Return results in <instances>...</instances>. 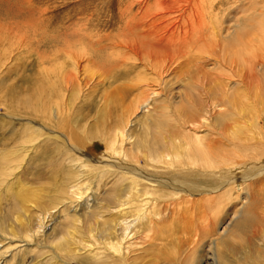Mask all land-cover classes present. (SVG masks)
<instances>
[{"label": "bare ground", "instance_id": "1", "mask_svg": "<svg viewBox=\"0 0 264 264\" xmlns=\"http://www.w3.org/2000/svg\"><path fill=\"white\" fill-rule=\"evenodd\" d=\"M129 1L120 10L115 40L110 39L99 49L88 46L79 38L70 41V46L79 45V52L85 48L80 58L79 54L72 58L70 68L71 47L67 48L65 42L63 47L57 48L64 52L63 56L54 57L52 64L55 68L48 70L51 73H46V77L38 81V96L32 102L36 112H32L42 115L40 111L45 109L46 103L66 91L61 95L66 99L61 98L50 109L52 119L59 123L71 109V100L81 99L90 87L102 82L105 78L102 80L101 75L107 72L104 68H112L113 62L116 63L114 67L124 66L131 72L138 67L137 80L132 82L130 90L135 87L140 94L125 102L118 88L104 92L106 96L92 124L95 129L79 130L74 137L75 143H71L73 137L70 135L43 123L44 118L36 121L34 131L29 132L34 133L35 142L61 138L68 149L72 172L66 178L67 183L58 190L55 202L62 205L55 213L32 215L27 206H30L29 202H36L35 194L40 191H34L30 197L26 196V190L21 194L24 204L20 208V228L26 225L21 233L27 239L21 237L13 241L9 238L7 247L13 245L12 250L24 251L22 242L27 247L30 242L36 244L39 237L47 236L58 228L57 225L70 222L74 226L72 233L69 228L65 229L77 250L76 256L90 253L93 259L99 260L103 256L119 255L117 258L127 264L136 244L133 234L137 236L141 231L154 230L164 220L169 202L195 203V206L204 202L208 211H214L212 218L216 219L224 205L240 197L239 191H243L242 206L233 210L234 214L239 213V219L233 220L232 226L241 227L239 229L246 234V243L258 240L264 248V8L253 12L255 14L249 18L246 16L247 19L240 22L234 32L229 29V34L220 38L222 34L219 35V30L214 27L217 38L203 40L201 34L206 33L208 18L218 14L222 5H233L231 8L239 13L240 10L253 9V5L256 9L255 4L259 2L254 0L248 7L243 5L240 8L236 5L238 0ZM260 2L264 3V0ZM193 47L196 51L191 53ZM107 51L111 55L105 57ZM77 57L79 59L75 60ZM89 68L98 74L92 75ZM233 76L235 79H231ZM253 83L259 85L254 88L256 92L250 93L243 88ZM173 84L179 86L176 91L180 101L163 108V99L172 92ZM236 85H242L245 100L236 103L237 109L227 103V100L231 101L228 97ZM257 97H261L259 101ZM29 104L20 105L25 107L21 110L23 113L29 110ZM255 109L257 113L253 112ZM230 114L232 123L227 124ZM168 120L173 123L170 127ZM30 121L25 128L31 127ZM71 126L76 130L73 119ZM160 127L162 130L159 131ZM96 138L105 148L98 156L92 153ZM139 154L145 166L140 165ZM70 162L75 164L70 165ZM248 165L253 166L249 171ZM223 169L239 170L243 175H234L232 180L223 183L218 181ZM163 170L203 179L212 177L213 180H176L165 176ZM89 174L93 175L92 182L87 180ZM90 175L88 178H92ZM108 177H117L115 186L119 183L120 192H114L111 202L99 203L96 196L100 184ZM22 189L23 186L20 191ZM136 210L140 212L135 213ZM91 219L93 221L89 222ZM212 220L208 219L204 227L211 225ZM81 221L80 227L74 224ZM140 227L143 230L139 231ZM77 232L85 236L74 235ZM12 250L6 249L4 253ZM102 250L109 253L102 254ZM225 251L234 253L231 246ZM252 252L246 249L240 258L237 256L238 261L246 263ZM7 256L0 257V264ZM230 257L226 260L229 263L235 260Z\"/></svg>", "mask_w": 264, "mask_h": 264}, {"label": "rangeland", "instance_id": "2", "mask_svg": "<svg viewBox=\"0 0 264 264\" xmlns=\"http://www.w3.org/2000/svg\"><path fill=\"white\" fill-rule=\"evenodd\" d=\"M238 1L236 5H240L241 8L243 5V7H248L249 3L252 4L254 0ZM256 1L259 2L255 4L256 9H254L253 5V9L248 8L245 11L240 10L239 13H237V10L231 8L233 5L225 3L222 5L221 10H217L220 11L219 13L216 11L218 14H215V16L209 17L207 15L209 18L206 17L208 18L207 29H205L206 33L202 32L201 38L203 40H207L208 38L216 39L217 36L214 27L217 31L219 30V35L222 34L220 38L224 35H228L230 31L234 32L240 22H243L247 17L249 18V16L264 8V3L260 2V0ZM128 2L130 1L0 0V246L6 243L3 247H0V257L8 254L1 264H62L60 260H64L69 264H124L123 260L117 258L119 255H113L112 257L103 256L99 260L93 259V255L90 253L76 256L77 250H75L72 245L73 241L71 239L69 240L65 229L69 228L72 233L74 226L70 222L64 223L63 226L57 225L58 228L47 236L39 237L36 244L30 242V246L27 247V245L22 242L21 245L24 246L21 247V249L24 251H20V249L12 250L11 247H13V245L9 248L7 246H9V238L13 241L20 240L21 237L25 238L21 231L26 225L24 224L23 227L20 228V208L24 204L23 199H21V194L25 190L26 196H29V194H32L36 190L41 192L35 194V196H37L35 203L29 202V207L27 204L25 205L27 209L31 211L32 215L39 213H44L45 215L48 213H55L62 205L60 203L56 204L57 201L55 202L59 193L58 190L67 183L66 178L68 174L72 172L68 164V149L63 141H61V138L60 140H52L49 138L45 140L41 139L35 142L34 133L29 132L36 127V121H39L41 117L44 118L43 123H47L49 127L70 135L73 137L71 143H75L74 137H76L80 131L89 128V130L95 129L92 124L102 106L107 90L118 88V91L121 94L123 93L122 95H124L125 102H128L133 97L139 96L140 94V90L135 87L132 88L133 91L130 90V87L137 80L135 75L138 67L131 72L129 70L130 68L128 69L124 66H118V68L116 66L114 67L116 63L113 62L112 68L111 66L104 68L107 72L101 75L102 80L105 78L102 82L90 87L81 99H75V102L71 100V109L59 123L52 119L53 117L50 109L56 102H59L61 98L66 99L65 95L61 96L64 93L66 94V91H62L57 98L48 101L45 109L40 111L41 114L43 113L42 115L37 116V114L35 115V113L32 112V110H36L33 109L32 102H34L35 97L38 96V81L41 77L45 78L46 73H51L49 72L50 69L55 68V65L52 64L53 58L63 56L64 52L62 53V51L57 48L63 47L65 42L67 48L71 47V50L69 49L71 60L68 59V68H70L73 60L72 58L78 56V54L80 58L85 49L79 52V49H77L79 45L73 44L70 46V41L73 42V40L79 38L83 43H88V46L99 49L107 45L110 39L115 40L118 34L120 10L123 9L125 3ZM104 39L107 41H104ZM194 45L196 46L197 44ZM111 49L112 48L109 50L112 51ZM110 51L104 54L105 57L111 55ZM195 51L194 47L190 50L191 53ZM78 57L75 60L79 59ZM89 69L92 75L93 73L98 74L96 70L92 68ZM77 70L79 71V69ZM80 77L82 78L83 75H80ZM111 79L115 81H111ZM231 79H235L234 76ZM121 85H125L124 88ZM241 86L242 85L234 86L236 89L233 90L232 94L228 97L231 101L227 100L228 105H233L236 109L237 104L245 102L244 90ZM256 86L259 88L258 83H253L243 88H246L250 93H254L257 91L254 90V88L257 89ZM172 87V92H169L168 97L163 99V108L180 101L179 96H177L179 86L173 84ZM124 89L126 94L125 91H123ZM238 93L243 96H240ZM259 98L261 97H257L256 99L259 101ZM27 102L28 104L31 103L29 104L30 108L23 113L21 111L23 107L20 105ZM253 112L257 113L258 111L255 109ZM167 114L166 111V115ZM27 117L30 119L28 118L29 120H26ZM164 118L165 121H167L166 116H164ZM31 119L33 121L35 120V122L30 121ZM72 119L76 122V130L71 126ZM231 120L232 117L230 114L228 119H226V123H232ZM257 120L259 121V119ZM29 121L31 127L25 128V125H27ZM172 124V121L168 120V127L172 126ZM87 125L90 126L88 127ZM164 128L167 127L164 126ZM158 130H162V127ZM95 140L96 143L95 146L92 147V153L94 156H98L105 151V148L100 140L97 138ZM140 155L141 154H139V156ZM141 156L139 160L140 165L145 166L144 159ZM73 164L75 163L70 162V165ZM251 167L248 165L247 171H249ZM82 168L83 167H80V169ZM223 170L224 173L222 177L218 179V181L221 180L223 183L226 182L227 179L232 180L234 175H243V172L239 170ZM162 173L176 180L188 179L197 180L199 182H210L213 180L212 177H204L203 179L201 176L178 175L176 172L166 170H163ZM90 176H92V178H88L86 175L87 180L91 179L92 182L94 178L93 175ZM116 183L117 177L102 179L100 184L101 188L98 192L99 194L96 196L98 197L97 200L99 203L105 204L111 202V198L114 197V192H120L119 183L115 186ZM21 186H23V189L20 191ZM116 189L119 190L114 191ZM121 192L123 193V191ZM243 193V191H239L240 197L238 196V198L231 199L229 203L225 204L224 210L219 212L220 214L216 216V219L212 218L214 211H208L204 202L197 203L196 206L195 203L192 204V206L189 203L183 205L184 203L182 202L179 204H176L175 201L169 202L165 207L167 214L163 216L164 220L161 221L154 230L152 228L150 229L152 231H149V229L141 231L142 227H140L139 231H141V233L137 234L138 237L135 234H133L134 237L132 235L130 236L133 237L136 244H134L133 254L131 253L132 257H129L127 264H264V248L260 245L261 242L256 240V242L251 241L252 244L246 243L244 241L246 240L244 237L246 234L244 231L240 230L241 227H239V229L237 226H232L233 220L239 219V213L236 212V214H234L233 210L242 206L244 202ZM199 210L201 211L199 212ZM239 210L240 209H238V212ZM202 211L204 212L201 213ZM134 212L139 213L140 211L136 210ZM206 214L211 217H207ZM207 218L209 221L213 219V222H211V225L208 227H204V223L207 224L208 222ZM60 219H63V217ZM92 221V219L89 220V222ZM198 222H200V225ZM74 224L80 227L83 222L81 221L80 223ZM201 230H203L202 233ZM74 235L85 236L81 235L79 232ZM144 237L149 238L146 239ZM229 246L233 248L234 253L230 254L225 251ZM245 246H247V251H253V255L251 254L252 257H250L246 263H242L238 261V257L244 254L246 250ZM71 247L72 250L70 249ZM6 249L12 250L10 251L11 254L4 253ZM101 252L105 255L109 253L107 250H102ZM226 253L228 254V256L226 255V260H229V255L231 256V260H235H232L231 263L224 260L223 256Z\"/></svg>", "mask_w": 264, "mask_h": 264}]
</instances>
